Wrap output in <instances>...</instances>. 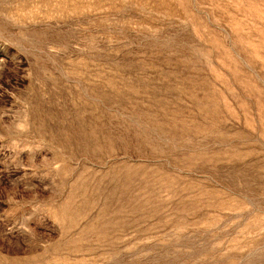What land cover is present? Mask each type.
<instances>
[{"label":"rangeland","instance_id":"rangeland-1","mask_svg":"<svg viewBox=\"0 0 264 264\" xmlns=\"http://www.w3.org/2000/svg\"><path fill=\"white\" fill-rule=\"evenodd\" d=\"M0 264H264V0H0Z\"/></svg>","mask_w":264,"mask_h":264}]
</instances>
